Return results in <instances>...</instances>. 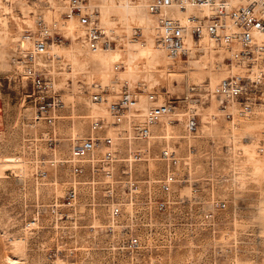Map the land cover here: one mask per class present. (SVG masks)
I'll list each match as a JSON object with an SVG mask.
<instances>
[{"label": "rangeland", "instance_id": "1", "mask_svg": "<svg viewBox=\"0 0 264 264\" xmlns=\"http://www.w3.org/2000/svg\"><path fill=\"white\" fill-rule=\"evenodd\" d=\"M101 1L93 0V3L98 7ZM138 1L142 0H127V3L133 5ZM4 3L5 0H0V4ZM11 4L13 7L0 9V264H264V152L260 150L264 147V107L238 126H232L226 119L208 117L209 109L201 105L200 126L195 134L187 132L184 118L172 116L169 131L175 138L156 139L153 153L165 144L177 145L187 163L180 169L183 175L172 188L167 209L148 213V220L159 221L151 228L157 240L155 247L138 254L120 253L116 247L118 231L113 234L103 226L107 221V208L103 206L101 196L98 204L78 208L77 214L71 208L66 209L69 232L63 239L57 241L53 232L44 228L34 232L28 228L27 223L38 204L51 203L65 194L67 173L65 170H59L57 174L51 171L47 179L36 178L38 159L46 158L49 152L47 142L41 139L48 129L35 127L32 123L33 103L26 96L31 86L22 81L14 60L23 33L28 29L37 30L42 20L50 22L54 18L64 22L66 6L64 0H11ZM144 12L149 13L145 7ZM103 17L101 13L102 25L106 27ZM149 17L154 26L155 16L149 14ZM111 19L115 20L113 29L121 31L118 34L123 39L118 40L115 49L122 53L123 59L111 63L107 81L90 84L97 71L88 67L85 71L75 70L69 74L73 68L64 63L65 56L54 60L53 74L58 86L65 90L67 104L66 117L57 122L58 137L62 139L57 145L60 152L68 153L74 133L76 137L87 133L88 115H108L106 105L91 101V94L101 84L113 87V94L119 93L127 82L133 91L146 87L163 96V86H166L170 90V99H176L177 96L184 97L192 82L204 79L218 82L217 74L225 70L218 67L220 58L217 54L199 53L193 58L183 57L180 65L176 64L178 59L172 61L170 67H179L182 74L171 76L166 72L167 66L141 61L138 52H133L127 45L131 42L127 37L132 39L134 28L131 27L128 33L119 11L112 12ZM131 25L134 26V22ZM153 26L144 31L148 33ZM136 40L149 46L153 38L139 35L134 38ZM76 43L80 48L75 47ZM153 44L156 45L154 40ZM84 45L82 40L67 39L64 44L53 47L57 46L64 53L74 52L79 59L92 53ZM53 47L49 48L52 52ZM190 59L211 62L209 68L198 71L194 70ZM119 63L122 67L116 68ZM136 65L140 69L139 75L129 76V68ZM147 69L154 74L152 79L146 78ZM72 96L77 99L73 104L70 103ZM176 105L174 111L184 113L191 102L181 101ZM140 106L146 108L149 103L144 99ZM7 157L16 160L6 161ZM144 163L147 167H139L142 171L134 173L141 189L138 201L144 203V197L151 194V205L155 207L156 201L165 196L160 189L163 166L156 158ZM53 180H57L59 186L57 183L51 186ZM81 197L85 201L89 193L83 191ZM212 200L220 201L219 208L211 207ZM207 211L213 214V226L196 236L183 230L191 229L192 233L196 221L203 220ZM75 220L74 229L71 226ZM42 223L46 224L47 220ZM178 229L182 230L175 234ZM15 240L20 241L15 243ZM57 245L66 249L57 251ZM48 247L55 250H47ZM10 257H18V261L12 262Z\"/></svg>", "mask_w": 264, "mask_h": 264}, {"label": "built area", "instance_id": "2", "mask_svg": "<svg viewBox=\"0 0 264 264\" xmlns=\"http://www.w3.org/2000/svg\"><path fill=\"white\" fill-rule=\"evenodd\" d=\"M142 1H146L149 14L155 16L152 36L168 60L174 62L189 57L192 50L196 55L203 54L206 44L214 53L222 55L217 65L225 68V76L216 83L210 79L192 82L184 97L176 99H170V90L163 86V102H160L161 93L146 87L133 91L125 82L120 92L113 94V87L101 84L91 94V101L106 105L108 115H88L87 133L72 136L68 153H63L57 149L62 139L56 129L57 122L66 117L67 104L65 90L58 86L52 70L54 60L62 55L54 54L49 48L71 39L82 40L89 51H108L116 48L118 40L123 38L113 28L102 25L101 12L93 0H64V22L54 18L50 22L42 20L37 30H26L14 61L22 81L31 86L26 96L33 103L32 123L48 129L41 139L47 142L49 152L46 158L38 159L36 178L47 179L51 171L67 173L65 194L51 203L38 204L33 212L27 223L33 232L44 228L53 232L57 241L63 239L69 232L66 209L71 208L77 214L78 208L98 204L101 196L107 208V221L103 226L107 232L118 231L116 247L120 253L138 254L155 247L157 240L151 228L159 221L148 220V213L167 209L172 188L183 175L180 169L187 162L177 145L165 144L153 153L155 140L161 139L154 135L165 131V122L171 121L174 114L179 116L177 119L186 120L189 134H195L200 126L201 105L209 109L208 117L226 119L232 126H238L264 107V0ZM73 22H77L79 28L69 32L68 25ZM133 28L132 40L144 36L142 28ZM119 67L121 63L116 68ZM71 98L73 104L75 97ZM144 99L149 103L146 108L140 106ZM181 101H190L191 106L188 105V111L177 113L174 109ZM260 150L264 152V147ZM151 158H156L163 166L160 189L165 196L156 201L155 207L151 205V194L144 197V203L138 201L141 189L134 179L135 171L147 167L144 162ZM83 191L89 193L85 201L81 197ZM219 203L212 200L211 207L219 208ZM212 217L207 211L203 220L196 221L192 233L191 229L183 230L196 236L214 225ZM42 220L47 223L43 224ZM76 222L71 228H76ZM91 227L94 229L95 225ZM65 249L56 248L57 251ZM47 250L55 249L48 247Z\"/></svg>", "mask_w": 264, "mask_h": 264}, {"label": "bare ground", "instance_id": "3", "mask_svg": "<svg viewBox=\"0 0 264 264\" xmlns=\"http://www.w3.org/2000/svg\"><path fill=\"white\" fill-rule=\"evenodd\" d=\"M101 2L102 3L98 7H99V11L104 15L102 20L104 21L103 24H105L106 27H109V29L113 28V25L115 24V20L111 19V14L114 11H119L120 19L122 20L124 25L128 28V29H126V30H128V33L131 32L130 31L131 27L133 28L136 26L138 28H141L139 26H142L144 28L143 34L146 36V38H148L149 36H152L150 34H152L153 28H151L148 33L145 32L148 30L147 28L150 27V25L153 26L152 25L153 20L149 17V13L144 12V7L146 6L145 3L139 2L137 4L131 5V4L127 3L126 0H118L116 2L114 0H102ZM27 21L31 22L30 19H27ZM133 22H134V26L131 25ZM135 23H136V25H135ZM68 26L70 27L69 32L76 31L79 28V25L77 22H73V23L69 24ZM118 32L121 33V31H118ZM130 38H131V36L127 37V39H129L133 43L130 42V43H127V45H129L130 48H132L133 52H138V55H139L141 61H146V62L152 63L153 65L161 64L163 66H167V68L169 70L166 72H169L170 74H172L171 76H174V75L177 76V75L182 74V73H180L179 67L175 68V69L170 67L171 65H169V64L172 63V61L168 60L167 57L165 56V54L155 44H153V40H154L153 36H152L153 40L150 41L151 44L149 46H145L140 41H138V40L134 41ZM56 47L54 48V51H55L54 54L65 56L64 57L65 58L64 63L66 65H70L69 66L70 69L73 68V70L70 71L69 74L74 73L75 70H81V71L84 70L85 71V69L88 67L97 71V73H95L94 76L92 77L90 84H96L97 82H100V81H104V82L107 81L106 80L107 77L109 75H111L110 74L111 63L114 61H118V60L123 59L122 53L119 50L117 51V49H115V48L109 49L107 51L108 53H104V51H102L103 53L101 51H95V52L92 51L91 54H87V56L77 59L78 57L74 52H70V53L65 52L64 53V51L61 52ZM75 47L80 48V44L76 43ZM203 54L214 55L216 53H214L213 50L209 49L205 44ZM193 56H196V54L192 50L189 57L193 58ZM221 56H222L221 54H218V57L221 58ZM183 61H184L183 58H179L176 64L180 65L181 62H183ZM189 62L192 63V65H194V70L199 71V70H205V69L209 68V66H210L209 63L211 61L208 62L207 59L206 60L205 59H202V60L190 59ZM147 71L148 72H146V78L152 79L154 77V74L151 72L150 69H147ZM63 73H64V71L61 72V74H63ZM139 73H140V69L137 65L130 67L128 70V75L131 77H136L139 75ZM217 76H219L221 79L223 76H225V72L220 71V73H218ZM179 90H181V89H179ZM160 96H161L160 102H163L165 100V98L162 94ZM76 100H77L76 98L73 99L74 102ZM170 126H172V125H171V121L169 119L164 124L165 131H163L161 133H156L154 136L155 137L157 136L158 138H161V139H167V140H169L171 138H175L174 136L171 135V133L169 131ZM73 136L76 137L77 134L74 133ZM10 158L11 157H7L6 161L12 162V161L16 160L13 157H12L13 159H10ZM56 183H57V186H59V182L57 180L51 181L50 185L53 186L52 184H56ZM54 187H56V186H54ZM19 241L20 240H18V241L15 240L14 242L17 243ZM9 260H11L12 262H17L18 257H10Z\"/></svg>", "mask_w": 264, "mask_h": 264}, {"label": "clouds", "instance_id": "4", "mask_svg": "<svg viewBox=\"0 0 264 264\" xmlns=\"http://www.w3.org/2000/svg\"><path fill=\"white\" fill-rule=\"evenodd\" d=\"M5 7H13V5L11 4V0H5L4 4H0V9L5 8Z\"/></svg>", "mask_w": 264, "mask_h": 264}]
</instances>
